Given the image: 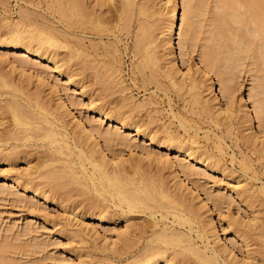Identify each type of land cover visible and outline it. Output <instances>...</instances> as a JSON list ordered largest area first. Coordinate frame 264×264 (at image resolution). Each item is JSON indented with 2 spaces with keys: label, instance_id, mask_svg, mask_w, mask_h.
I'll use <instances>...</instances> for the list:
<instances>
[{
  "label": "bare ground",
  "instance_id": "1",
  "mask_svg": "<svg viewBox=\"0 0 264 264\" xmlns=\"http://www.w3.org/2000/svg\"><path fill=\"white\" fill-rule=\"evenodd\" d=\"M198 1L199 0H183L182 4L185 8L180 17V5L174 0L167 27V36L164 39L166 40L167 45L165 48L168 51V55H174L172 40L174 30L178 25L180 28L179 44L185 54H187L188 41L190 40V42H192L195 39V32L201 34V30H204L199 28V26H204L206 23H202L201 25L200 23L195 24L197 19L195 20L194 17H198V15L205 14L206 12L210 15L208 12L211 11H207V9L210 10V8H208V3L206 4L205 0L199 1L201 5H203V3L206 4L203 5L204 8L201 6L199 9ZM132 2L133 0H50L47 1L46 8L40 0H0V100L2 99L1 96L6 93L10 96L2 106H0L5 110H9L11 113L8 124L5 128L3 127L4 129L0 128L2 129L0 130V160L3 159L13 162L12 160L18 159L20 153H23V150H25H18L21 145H36L42 148V150L39 151L41 155L39 154L40 158H38L39 161L37 160L38 163L36 162V165L31 166L33 163L28 162L26 168H22L23 171H20L22 169H18L15 173H10L8 175L9 171L7 175H4L3 180L7 178L17 184V187H19L18 185H20V187L22 186L24 189L23 191L29 190L34 196H41L40 198L45 201H53L54 192H56L61 185L65 186L68 184V182L73 183L72 186L75 185L74 183L80 184V186L82 185V188L79 189L83 190H79L77 184L73 186V188L78 189L76 194L77 192L82 194L84 189V194L86 195L89 194V192H87L88 190L92 192V194L95 193L96 197L94 196L91 201L88 199V201L86 200L89 195L85 198L82 197L84 200L81 198L83 203L85 202V204H81L83 210L87 206L86 211L90 210V217L96 218L95 221H97V223H110L118 217L126 221L124 229L118 231L115 238L107 239L105 236H102V239L105 237L104 240H108H105L106 245H108V243L111 244L109 247L107 246L104 248H109L111 251L118 250L119 248L122 253L125 251L123 250L124 248L126 250L128 249L127 247L129 246L127 245H129L130 242L134 243L136 240L137 242L141 240L140 238V240L136 239L137 237L140 236L142 238L146 236V234H150V237L148 236L149 241H146L147 245L142 249L143 251H140L141 253L138 252L139 254L136 255L133 250V254L135 255L133 256L134 258L130 257L131 260H129V258L126 259L127 262H123L122 264H182V259L184 255L186 256V251L194 254L199 260V263L201 262L202 264H264V256L259 257L257 255L259 253L261 254L263 249L260 250L261 252L259 249L264 246L260 248L258 246V250L257 247L254 246L256 248L254 249L255 251L253 247H251L252 245L250 246V227H246L244 223L246 222L247 226L252 224H248L246 220H244L245 222L242 224L243 220H241L240 223L238 219H232L234 217L230 216L231 218L229 217L230 219L226 221L228 222L227 227L231 228L232 233L230 235L226 234L225 240L221 241L222 236L219 234L217 225L210 213L213 210L208 204L211 201L215 207H223L224 204L227 203L225 202L226 199L224 198V194L220 195L222 193H219L218 195L216 194V196L211 194L214 197L207 195V199L205 198L206 200L203 201L201 198L200 200L202 203L198 204V202L194 201L196 196L199 197L198 191L195 190L197 186L195 185L194 188L188 186L180 176L181 171L185 175L189 173L193 174L194 172L198 173L192 165L193 163H199L205 168L217 167L222 159L221 155L226 149L224 146L225 136L220 133L216 134L217 131L214 133L216 134V141H214V143L219 151L218 154L211 150V152L208 150L202 151L203 149L200 150L202 147L199 148L198 146V144H200V138L197 136L199 135V130H203L201 129V125L197 124L195 126V123L191 124L190 121H187L188 119H185L180 114L178 115L173 108L171 98L169 99L170 104L168 103V105H170V107L168 106L170 115H168L172 117V120H170L172 123L171 125L175 124L174 119L176 118L179 121V126L183 128L182 130H184V132L182 131L183 133L181 134L179 129L173 132L171 131L173 128L170 129L169 124V127H166L167 125L163 126L162 123V127H165V129L163 128L164 130L162 132L164 134L161 135L160 130L156 129L157 127L155 129L151 127V124H154L157 118H153L151 110H149L147 114L150 118L152 116L153 119L149 117V119L143 118V115L140 116L137 113L140 110V112L143 113L142 109L146 107L147 102L145 103L143 100L138 101L139 99L136 101L135 99L137 97L134 99L133 97L135 96L125 92V90H128V86L123 72L124 66H122L124 61L122 60L123 48L120 47L119 42L122 40L121 33L128 30V27H130L129 22L132 17L131 9L133 8ZM205 6L207 8H205ZM217 6L219 11H217L216 15L215 12L211 14V22L208 23L211 25V29L209 28L210 32L206 35L208 44L206 45L207 48H205L207 50L205 49V51L203 49L200 53L201 62L206 70L200 71V68L197 67L195 75L190 74L189 77L190 87L196 90L194 95L196 99H193V101L195 100L194 102L198 104L197 108L200 116L198 118L204 123L208 121L210 124H213L215 128H218L216 126L221 127V125L224 126L225 124H229L231 120H234L232 119L234 118L232 117L234 115V107H232L234 106V97L236 91L241 86L240 84H242L238 78H241V74L244 71H250L248 73H250L252 83H250L248 88L250 93L249 97L252 98L255 116L257 117L259 126L264 130V0H218ZM205 19L207 20L208 18L206 17ZM234 24L237 25L235 26ZM194 26L198 27L200 30L197 31L198 28L195 29ZM146 33V29L138 33L134 41L135 44H133L134 46L132 45L133 49L131 48L135 57L136 55L141 57L140 59L137 57L139 59L138 63L135 62L137 64L134 63L135 66H137L136 68L144 74L143 77L141 73H139V75L146 81L147 79L145 77L147 74L145 75V68H149L150 66L151 69H149L151 74L148 73V76L150 74V78L154 79L153 81L157 80L156 83H159L161 85L160 87H168L167 82L164 81L165 78L170 79L172 85L177 84V77L180 78L182 73H180L177 66H175L173 61L174 57L168 60V66L162 73L157 72L154 65L156 66L159 64L160 55L158 56V52L156 53L155 49H152L150 46L152 39H147ZM197 34L195 36L198 40L199 35ZM196 39L194 41L197 43ZM124 44L126 45V43ZM128 48L129 47L125 46V49L128 50ZM60 49L63 50L60 51ZM134 56L132 57L134 58ZM218 60L219 62L222 61V65L217 66ZM45 66H48V69H50L52 73L64 74L65 84L75 83V85L78 86L75 90L80 95H84L88 91H93L90 93L88 92L91 103V107L89 106V108L92 113H97L100 117L106 118L109 124L112 126L115 125V129L117 128L116 130L119 128L120 131L124 132L123 136L127 133V138L133 136L136 138V141L139 137V141L141 140L143 143L141 144L142 146L140 145V149H142V147H144L143 149H147L148 146H153L154 149L151 147L153 151H150L151 149L149 148L144 150L147 151L146 154L142 153L135 156L130 154V156L121 157L115 155L117 154L115 153L113 154L114 156L109 157L108 151L112 150V153L114 152V148L112 149L114 141L118 143V141H126L127 138L120 139L122 132L119 134L118 131L116 132L111 128L102 130V124L98 123V125L97 123H93L95 122L92 121L94 119L85 118L86 120H84L82 117L76 116L65 100L64 93L61 91L62 89L56 85L57 83H51L42 74L44 70H48ZM136 68L134 67L131 69L132 74L135 73V75L128 74L131 75L130 77L134 82L136 81L132 77H137ZM211 70L217 73L221 82L222 97L226 100L225 107L221 105V101H218L215 95V97H213L215 99L214 102L217 101L216 103L213 102L214 104L209 97L206 99L203 95L204 99L202 98L203 90H200L201 85L196 73L200 75L201 72L204 71L203 74L204 76L207 75V84L209 85L207 88L212 90L214 88V82L209 75V71ZM147 71L149 72V70ZM15 75H18L19 78L16 79ZM161 77L164 78V80L161 79ZM150 81L153 83L152 80ZM148 82L149 81L143 83L147 85ZM31 83H36L35 89L31 92H26V85ZM144 84L142 85L144 86ZM115 85L119 86L115 87ZM47 86L52 97H55V101H52L50 97L43 94ZM113 87L116 88V90L120 87L119 90L121 93H124V97H122L121 94L117 95L116 93L119 94L120 92H116ZM144 87L146 88V86ZM93 93L96 94L95 97L92 96L95 95ZM112 94H116L118 96L116 98H120L121 96L120 100L112 98ZM154 94H156L155 91ZM107 96L111 97L108 100L104 99ZM150 96L151 95L148 97ZM101 98L104 99L103 102L97 104L96 102L98 101L96 100H101ZM151 99L154 100L156 98ZM125 100L126 102H124ZM94 101L97 105L92 106ZM153 103L158 104V100H154V102L150 100L147 105ZM106 104L108 105L107 107ZM150 109H153V107ZM239 111L243 113V116L241 115L243 121L245 123L247 122L246 130L247 128L251 129V133L249 134L250 137H246L249 140H246L247 142L245 143L249 146L251 145L250 138L252 137V140L255 139L252 118L249 110L241 107ZM66 116L71 117V128L67 121L68 119L66 120L65 118ZM1 123L0 121V124ZM231 124L232 123L228 126L231 127ZM176 125L178 124L176 123ZM177 128L179 127L177 126ZM208 131L210 132L209 129ZM208 131L206 129L205 136L202 135L205 138L207 137V139L209 137ZM13 140H15V142ZM16 141H19V143ZM128 142L129 141H127V143ZM7 143L9 144L10 150L6 148L8 152H5L4 148L8 146ZM125 144L126 143H124V145ZM27 152L26 150L25 153ZM171 153H174L173 157H176V159L172 158ZM28 154L29 153L25 154L27 158L29 156ZM179 157L181 159H179ZM186 161H189V164ZM25 162L27 163V161ZM190 162H192L191 166ZM191 167L194 168V171ZM165 169L169 171L168 174L171 172L170 175L172 176L170 177L175 178L173 185H170L169 177L164 175L165 173L163 171ZM62 180L63 184H59L58 187L59 181ZM64 182H66V184ZM55 185L57 188H55ZM68 185L66 186H71ZM1 187L0 192L2 193L5 185L3 188ZM260 187L262 188L261 190H264V182ZM70 188L72 189V187ZM75 189H73L72 192ZM5 190L8 194L13 191L9 189V192L6 187L4 188V192ZM59 190H61V193L65 192L63 191V187ZM66 191H68V193L65 192L66 196L68 194V197H66L64 193V199H62V201L70 198V189ZM240 191L238 190L236 192L238 193ZM1 193L0 198L2 197ZM92 194L90 193V195ZM3 196H5V194ZM70 199H72V197ZM77 205L75 203L76 207ZM162 208L166 210L163 209L165 211H162ZM157 212L161 217L159 216V218H157ZM71 213L72 209L69 214ZM137 213H145L147 215L149 213L150 218L148 219L150 220L147 219L148 223L146 220H142V222H146V224L141 226L140 224L142 222L137 221L140 223L136 228L135 224L138 223L133 224L131 219L134 218H132V214L135 216ZM170 215L171 221L169 222L171 224L166 222V220H169ZM160 220L161 223L163 220V225L160 224ZM134 222H136V218ZM85 224L88 225V222H85ZM131 225H133L135 229L132 228ZM86 226L85 228H87ZM195 226L196 228L198 227V229L196 230L195 228L197 232H193L198 233L200 239H202L201 241H203V247L196 245V243L192 241L194 237H191L190 232ZM88 227L89 230L94 231L91 233L92 236L95 235V237L99 239L101 234L95 225ZM182 228H187L188 231ZM88 233L86 235H88ZM133 234L134 236L137 234V236L133 238V240L135 239L134 241L131 240L134 236H130ZM95 237H93L94 241ZM84 239L86 240L87 238L84 237ZM226 239L228 242H226ZM120 241H122V243ZM237 242L242 244L240 245L241 247L245 248V255L242 257L237 253ZM38 243L41 244V241ZM38 243L31 246L27 245L28 248L30 247V250H32L30 252H33L35 247H42ZM138 245L140 244L138 243ZM4 246L8 247V245ZM14 246L23 247V245L20 246V244H10V247L14 248ZM134 246L132 244V247ZM177 246L179 248H176ZM249 246L252 248V251L256 252L257 250V252L252 253ZM10 247H3L4 252H7L8 249V251H10ZM121 247L123 248L121 249ZM135 248L137 249V246ZM21 249L25 251V248ZM15 250L17 251L16 248ZM18 250L20 251V249ZM129 250L131 249L129 248ZM34 251L37 252V249ZM124 253H122V255ZM3 255L4 253L1 254L4 263L0 260V264H8V259H5L6 255L5 257Z\"/></svg>",
  "mask_w": 264,
  "mask_h": 264
},
{
  "label": "rangeland",
  "instance_id": "2",
  "mask_svg": "<svg viewBox=\"0 0 264 264\" xmlns=\"http://www.w3.org/2000/svg\"><path fill=\"white\" fill-rule=\"evenodd\" d=\"M40 1L43 3L44 7L47 8V1H50V0H40ZM176 1L180 5V8H181L180 9L181 10L180 11V17H181L182 13L184 11V8H185L184 5L182 4L183 0H176ZM199 1L201 2V0H199ZM199 1H198V8L199 7L201 8V6H202V8H204L203 5H206L208 3L207 5H208V8H210V10L207 9V11H211V12H208L210 14V15H208L207 12L205 11L206 9H205L204 11L206 13L203 11L205 14H200V15L196 14V15H198V17H196V16L194 17L195 20L197 19L195 24L200 23V25H201L202 23H206V25H204V26L202 25L203 27L202 26L200 27L198 25L199 28H202L204 30H201V32H200L201 34H199V33L197 34V32H195L196 31L195 29L198 27L194 26L195 29H193V30H195V31H193V32H195L197 35H199V37L197 36L198 37V40H197L196 36H195L196 34L195 33H194L195 35L193 34L194 38L197 40V43H196V41H194L195 40L194 39L193 40L194 42L192 41L194 43V45H193V43L190 42V40H189L188 41L189 43H187V47H188L187 52H186L187 54H185L183 52V49L181 48V45L179 44V41H180L179 30H180V28L178 25V27L174 30V34H173L174 36H173V40H172L173 46H174V55L170 56V55H168V53H167L168 51L165 48L167 44H166V40H164V39L167 36L166 35L168 32L167 27H168L170 12H171V8H172V5L174 3V0H133V2H132L133 8L131 7L132 8L131 9L132 10V12H131L132 17L130 18V22H129L130 27H128V30H125L121 33V37H122L121 41L122 42L121 41L119 42L120 47L123 48V49L121 48L123 50L122 51V56H123L122 60H124L123 64H122V66H124L123 72H124V75L126 78V84L128 86V90L130 88L129 91L125 90V92L135 96V97H133L134 99L137 97L135 99L136 101H137V99H139L138 101L143 100L145 103L146 102L148 103L150 100L153 102H154V100H158V104H156L157 102L150 104V105H147V103H146V107L144 109H142L143 113L140 112L141 110L137 113L140 116L143 115V118L147 119L149 117L147 113L149 112V110H151L152 111L151 115H153V118L157 117L155 119V122L153 121L154 124L153 123L151 124V127H154V129L157 127L156 129L160 130L161 135L164 134L162 131L165 129V127H162V123H163V126L167 125L166 127L170 126V129L173 128L171 130L173 132L177 129H179L181 131V134L184 132V130H182L183 128H181L179 126V123H178L179 121L176 118L175 119L173 118L175 124L171 125L172 123L170 120H172V117L169 116L170 114H169V110H168L170 107V105H168V103L170 104L169 99L171 98L173 108H174V110H176L178 115L180 114L185 119H188L187 121L188 122L190 121L191 124L195 123L194 124L195 126L197 124L201 125V129H203V130H201L202 132L199 130V135L197 136L200 138V139L198 138L200 141V144H198V146H199V148L202 147V148H200V150H202V149H203L202 151H206V150L210 151L211 150L214 153L218 154L219 151L217 149V146L214 143V141H216V139H215L216 134L220 133V134H223L225 136L224 146L226 147V149L221 155L222 161L220 160V163L218 165L219 167L215 166L214 168H205L203 165H200L199 163H193L192 164V162H190V166L192 164L194 166V168L196 169V172H198V173L194 172L195 174L189 173V174L185 175L181 171L180 176H181V178H183V180L185 181V183H187L188 186H190L192 188H194L195 185L197 186V188L195 187V190L198 191L197 193H199V197L196 196L194 198V201L198 202V204L202 203V201L200 200L201 198L203 201L206 200L207 199L206 197H208L207 195L214 197L213 195L216 196V194L218 195L219 193H222L220 195L224 194V198L227 200V201L225 200V202H227L228 205H227V203H225L226 205L224 204L223 207L217 208L213 205V202H211L210 200H209L210 202L208 204L209 207H211V209L213 210L210 213L212 214V218L214 219V221L217 225V228L219 230V234L222 236L221 241L225 240L226 234L230 235L232 233L231 228L227 227L228 222L226 220L230 219L231 217H234L232 219L236 218V220L238 219L239 222L241 220H243L242 224H243V222H245L244 220H246L248 222V224H250V223L252 224L250 226L249 225L247 226L246 225L247 223L246 222L244 223L246 227H248V228L250 227L249 228L250 229V231H249L250 235L251 236L253 235L252 237L249 235V237H250L249 240L251 239V241H249V242H251L250 246L252 245L251 247H253V250L256 249L255 247H257V250H258L260 247L264 246V245H262V244H264L263 243L264 242V234H263V232H264V190H261L262 188L260 187L264 182V130H262V128L259 126V123L257 121V117L255 116V109H254L252 98L249 97L250 93H249L248 88L250 86V83H252L250 73H248L250 71H248V72L244 71L242 74L240 72L241 78H238V79H240V82H242V84H240L241 86L239 85L240 87L236 91V94L234 97V99H235L234 103H233L234 106H232V107H234V115L235 114L236 115L235 116L233 115L232 117H234V118H232V119H234V120L230 121V123L233 124V125L231 124L232 128L229 127L230 123L225 124L224 126L221 125V127L215 125L216 127H218V128H215L213 126V124H210L208 121H207V123H204L198 118V117H200L199 113H198L199 111L197 108L198 104H197V102L196 103L194 102L195 100L193 101V99H196L194 96L196 93L195 92L196 90L192 89L190 87L191 84H190L189 77H190V74L195 75V71H196L197 67L200 68V71L206 70L205 66L201 62L200 53H201V51H203V49L205 50L207 48L206 45L208 43L206 40V35L209 34L210 29H211V25L208 24L211 22V20H210L211 14H213L215 12V15H216L217 11H219L217 9L218 0H205L206 2L205 1L204 2L206 4L203 3V1H202L203 5H201L199 3ZM205 8H207V7L205 6ZM206 17L208 18L207 20L205 19ZM199 28L197 29V31L200 30ZM143 29H146V32L148 33V34L146 33L147 39L148 38L152 39L150 46L152 47V49H155L156 53L158 52L157 53L158 56L160 55L159 61H158L159 64H157L156 66L154 65V68L157 69V72L162 73V71L165 70V68H167V66H168V63H169L168 60L171 57H174L173 61L175 63V66H177L180 73H182L180 78L177 77V79H178L177 84L172 85L170 79L165 78V80H164V78L161 77V79H163L164 81L167 82L168 87L167 88L165 86L160 87L161 85L159 83H156L157 80L153 81L154 79L150 78V74H151L150 73L151 72L150 66H149L150 69L145 68L146 73L144 72L145 75L147 74L146 77L144 76L147 80L145 81L142 78L144 74H142L139 71V69L136 68L137 66H135V64L138 63V60L141 57H139L138 55H136V57H135L133 50H131V48L133 49V46H134L133 44H135L134 41L136 40L137 34L140 33ZM124 43H126V45ZM195 44H196V46H195ZM125 46L129 47L128 50L125 49ZM124 49H125V53H124ZM61 50H63V49H60V51ZM132 53H133V55H132ZM132 56H134V58ZM137 57H139V59ZM132 59L134 62L132 61ZM248 61H250V60H248ZM135 62H137V63H135ZM217 63H218L217 66L222 65V61L219 62V60H218ZM131 65L137 69L136 70V74H137L136 76L137 77H134V76L132 77L135 79L136 82L132 81V79L130 77L131 75H135V73L132 74L131 69H133L134 67H132ZM45 67H47V69H48V66H45ZM146 67H148V66H146ZM147 70H149V72ZM203 72H201L202 75L201 74L198 75V73H196V75L200 81V85H201L200 90H203L202 91V93H203L202 98H203V95L206 99L209 97V99H212L211 101L213 103L215 100L213 97L217 96L216 99H218V101H221V105L225 107L226 106V100H225V98L222 97V92H221V87H220L221 82L219 80V77L217 76V73L214 70L209 71V75L211 76V78L214 82V88L212 90H210L209 88H207L209 86L207 84L208 83L207 75L204 76ZM51 73H52L51 70L48 69V70H44V72L42 74L44 75L45 78H47V80H49L51 83H54V84L57 83L56 85L60 89H62L61 91H62V93H64L65 100L68 102V104L70 105V107L72 108V111L74 112V114L76 116L82 117L84 120H86L85 118L94 119V120H92V121H95L93 123L102 124V126H101L102 130H108L109 128H111V129L115 130L116 132L118 131V133L121 134L122 131H120L119 128H118V130H116L117 128L115 129V125L112 126L111 124H109V121L106 118L100 117V115H98L97 113H92L91 109L89 108V106L91 107V103L89 100L90 99L89 93L93 92V91H88L89 93L87 92L84 95H80L75 90V88L76 89L78 88V86H76L75 83L65 84V79H64L65 75L64 74L53 72L51 75ZM139 73L142 74L141 75L142 77L139 75ZM148 73H150L149 76H148ZM128 74H131V75H128ZM15 76H16V79L19 78L18 75H15ZM148 77L150 78V80L153 81V83L149 80ZM147 81H149L147 85L143 83V82L147 83ZM202 81H203V83H202ZM142 84H144V86H146V88ZM139 85H141V86H139ZM26 86L27 87L25 88V91L31 92L35 89L36 83H31V84L26 85ZM117 86H119V85H115V87H117ZM156 86H158V87H156ZM118 88L120 89V87H118ZM119 89H117V90H119ZM114 90H116V88H114ZM117 90H116V92H120V93L119 94L116 93V94L117 95L121 94V96L124 97L123 96L124 93L122 92L123 93L122 94L120 90L119 91H117ZM153 90L156 92L157 95L154 94ZM152 91H153V94H152ZM95 93L97 94L96 91H95ZM95 93H93V94H95ZM43 94L44 95L46 94L45 96H48L52 99V101H55V97L54 98L52 97L51 93L49 92L48 86L45 87ZM96 94L92 95V96L95 97ZM113 94L111 95V96H113L112 98L118 97L116 94L115 95H113ZM149 95H151V96L148 97ZM121 96H120V98H121ZM1 97H2V99L0 100V105L2 106V104L10 96L7 95V93H6ZM110 97L107 96L104 99L108 100ZM120 98H116V99L120 100ZM142 98H144V99H142ZM151 98H156V99L152 100ZM104 99L103 98H101V100L97 99L96 101H98V102H96V103L98 104L99 102H103ZM145 100H147V101H145ZM216 101L214 103H216ZM124 102H126V100ZM94 103H95V101H94ZM94 103L92 104V106L97 105L96 103L95 104ZM244 105L246 106V108ZM107 106L108 105L106 104V107ZM154 106H155V112H154ZM240 106L243 107L244 109L249 110V113L251 115L252 122H253V129L255 132L254 138L255 139L252 140L251 139L252 137L250 138L251 145H249V146H247L245 143L249 140L248 138L250 137L249 134L251 133V129L247 128V130H246V127H247L246 123L247 122L245 123L243 121V119L241 118V115L243 113H241V111H239L241 108ZM152 107H153V109H150ZM1 108H0V121L2 122L1 123L2 125L0 124V126H2V127H0V128L4 129L10 120L11 113L9 112V110H5L3 107H1ZM165 108H166V110H165ZM159 109H160V111H159ZM235 109H237V110H235ZM65 118H66V120L68 119L67 121H68L69 126L71 128V125H72V122H70L71 117L66 116ZM153 118L151 116L150 119H153ZM234 122H235V124H234ZM241 122H242V124H241ZM176 123L178 125H176ZM168 124H169V126H168ZM177 126L179 128H177ZM2 129H0V130H2ZM206 129H207V131H208V129L210 130V132L208 131L209 132L208 139H207V137L206 138L204 137ZM203 131H204V133H203ZM221 131H222V133H221ZM215 132H216V134H214ZM123 133L124 132H122V136L120 135V139H126L128 137L127 133L124 135L125 137L123 136ZM247 134H248V136H247ZM202 135H204V136H202ZM244 135H245V138H244ZM121 137H123V138H121ZM246 137H248V138H246ZM140 139H141V137H140ZM13 141L15 142V140H13ZM116 141H117V139H116ZM127 141H129V142L127 143ZM16 142L19 143V141H16ZM122 142L118 141V143H117L114 141V143L112 144L113 147L111 146L112 149L114 148L113 149L114 152L112 153V150H109L108 151V155H110L109 157L114 156L113 154H115V153H117L115 155H117V156L119 155L121 157L130 156V154L135 156V155H139L142 153L146 154L147 151H144V150H147L149 148L151 149V147L154 149L153 146H148L147 149H143L144 147H142V149H140V147L142 146L141 144H143V143L141 140L139 141V137H138L137 141H136V138L133 136L127 138L126 141H124V143H126L127 146H126V144L124 145V143L122 144ZM137 143L139 144V146ZM203 147L205 148V150ZM6 148L9 149V144L7 147L4 148L5 152L6 151L8 152V150ZM4 149H3V151H4ZM20 149H21V151H22V149H25V150H23V153L20 151L21 152V153L19 152L20 157L18 159L16 158L15 160H12L13 162L3 160V159L0 160V187L2 185L1 188H3L5 185V187L8 188L9 192H10L9 189L13 190V191L11 190L12 193L15 192L13 194L11 192H10V194H8V192L6 190L4 192L5 187L3 188V192H4L5 196H3L4 195L3 192L2 193L0 192L1 196H2L0 198V249H1L0 260L3 263H4V261H3V257H1V254L4 253L3 256L5 257V255H6L5 259H8V261H9L8 264L9 263L11 264L12 261H13L12 264H122L123 262H127L126 259H128V258H129V260H131L130 257L135 256L134 254L137 255V254H139L138 252L143 251L142 249H144L145 246L147 245L146 241H149L148 238L150 237V234H146V236H144L142 238L140 236L137 237L136 239H139V238L141 239V240L139 239L140 241H138V242L136 240L137 243L134 241L135 239L133 240V238H135V236H137V234L135 236H134V234L130 235V236H134V237H132V239L131 238L130 239L132 241H134L135 246H134V243L130 242L129 245H127V246H129V247H127L128 251L125 248L123 249L126 251V252L125 251L124 252L127 255L124 252H122V253H124L122 255L121 250H119V248H118V250L116 249L117 252H116V250H112L113 251L112 252L109 248H104L107 246L109 247L111 245L108 242H107L108 245H106L105 244L106 239L104 240V238L105 237L107 239L115 238L116 237L115 235L117 234V232L124 229V226H125L124 224H126L125 223L126 221H125V219L123 220V219H121V217L120 218L118 217L116 220H114L113 222H110V223L109 222L97 223V221H95L96 218L89 216L90 210L86 211L87 206H86V208H84L85 212H84L83 206H82L83 204H85V202L83 203L82 199L84 200V198L89 195L88 198H86V200L88 199L91 201L94 196L96 197V194L93 193L94 194L93 195L92 192H90L89 190L87 191V189H86V191L89 192V194L86 195V194H84V192H85V189H84V191H82L83 193L81 191H79L82 194L77 192V194H80V195H77L76 191L79 188H82V185L80 186V184L74 183L75 185L77 184V188H78V189L77 188L75 189V188H73V186H75V185L72 186L73 183H69L68 180H66V178H65V180L68 182L69 185L66 184V182H64V183L68 186L71 185L70 187H72V189L70 187H67L66 185H65L66 187L63 185H61L59 187V184H61L63 182V180L59 181L58 187H59V189H61V187H63V191H65L66 193H68V191H66V190L70 189L69 193H71V195L69 194L70 195L69 197L70 198L72 197V199L67 198L68 200L62 201V199H64L63 195L65 192H62L63 193L62 194L60 192L61 190L57 189L56 192H58V193L54 192L53 201H45L42 198H40L41 196L40 197L34 196L33 193H31V191H29V190L23 191L24 189L22 188V186L20 187V185H18L19 187H17V184L12 182L11 180H9L7 178L5 180H3L4 175H7V173L9 171L10 172L8 173V175L10 173H15L16 170H18V169L20 170L24 167L26 168V166L28 165V162L33 163V164H31V166L36 165L38 158H40L39 154L41 155V153H39V151L42 150V148H40L39 146L37 147L36 145L35 146L21 145V146H19L18 150H20ZM153 149H151L150 151H153ZM26 150L28 151L27 153H29L28 158H27V155L25 156V154H27V153H25ZM115 150H116V152H115ZM173 155H174V153H171L172 158L176 159V157H173ZM23 156L26 158H24ZM163 156H165V155H163ZM21 158H22V160H21ZM243 158H244V160H243ZM179 159H181V158L179 157ZM8 160H10V159H8ZM240 160H242L243 162ZM25 161H27V163ZM244 161L247 163H245ZM184 162H185V160H184ZM187 163L189 164V161ZM12 166H13V168H12ZM246 167H248V168H246ZM192 168L193 167H191V169ZM194 168L192 169L193 171H194ZM166 170L167 169H165L163 171L165 173L164 175L166 177H169L168 178L169 183H170V185H173V183L175 182V180H174L175 178L170 177V176H172V175H170L171 172L168 174L169 171H166ZM20 171H23V169ZM24 172H25V169H24ZM199 172H201V173H199ZM43 180H45V179H43ZM56 181H54V182H56ZM52 184H53V182H52ZM55 188H57V186ZM73 189H75V190L72 192ZM235 189H237V190H235ZM240 189H241V191H240ZM79 190H83V189H79ZM238 190L241 193L240 192L237 193L236 191H238ZM6 192H7V195H6ZM66 193H65V196H66ZM90 193L92 195H90ZM211 194H213V195H211ZM81 195H84V196H81ZM237 195H238V197H237ZM66 197H68V194ZM82 197H84V198H82ZM75 203H76V205L78 204L77 207L75 206ZM79 203H80V205H79ZM86 204H87V202H86ZM73 208H74V212H73ZM81 208H82V210H81ZM71 209H72V213L69 214ZM116 209H119V208H116ZM163 209H165V208H162V211L166 210V209L165 210H163ZM76 211H78V212H76ZM80 211H81V215L83 214L84 216L82 215V217H81ZM67 212H69V213H67ZM139 214L140 213H137V214H135V216H134V214H132V218L134 217L133 218L134 220L131 219L132 223L133 224L138 223L137 221L142 222V220L143 221L146 220V222L148 223L147 219L150 218L149 213H148V215L145 213H141L142 215L140 214V216H139ZM143 214H145L146 216ZM74 215H76L77 217ZM136 215H137V217H136ZM156 215L158 216L157 218H159L160 215L158 212ZM254 217H256V218H254ZM135 218H136V222H134ZM148 220H150V219H148ZM169 221H171V215L169 217V220H166V222L170 223ZM85 222L86 223L88 222V225L85 224ZM146 222H144V223L142 222L140 224V226L146 224ZM139 223L135 224L136 226L135 225L134 226L137 228ZM160 224L163 225V220H162V223L160 220ZM91 225H95V227L97 228V230L101 234L99 239L96 238L95 235L92 236L91 233H93L94 231L89 230V227H88ZM85 226L87 228H85ZM131 227L135 229V227H133V225H131ZM81 228H83V229H81ZM195 228H196V226L190 232L191 237H194V238H192V241L195 242L196 245H198V246L200 245L203 247V245H202L203 241H201L202 239H200L198 233H195V232H197V231H195ZM182 229L183 230L186 229V231H188L187 228H182ZM197 229H198V227L196 228V230ZM252 229H254V230H252ZM27 231H28V233H27ZM193 231H195V232H193ZM88 232H90V233H88ZM87 233H88V235L91 234V235H89L90 238L88 235H86ZM91 236H92V238H91ZM102 236H105V237H103V239H102ZM84 237L87 238L86 239L87 241L84 239ZM93 237H95V241H94ZM127 237H125V238H127ZM228 237H230V236H228ZM37 240H38V242L41 241V244L38 243ZM106 241H108V240H106ZM142 241H143V243H142ZM120 242L122 243V241H120ZM226 242H228L227 239H226ZM239 242H237L238 244L236 243V249H237L238 255H240V257H242L245 255V252H244L245 248L241 247L240 245H242V244H240ZM11 243L13 245H18V244H20V246L23 245V247H21V248H23V249L25 248V251L22 250L19 246H16V247L14 246V248L10 247ZM29 243H30V245H29ZM35 243L36 244L38 243L42 247L40 248L39 245H38L39 248L33 247L34 248L33 252H30L32 250H30V247L28 248V246L35 245ZM138 243L141 246L138 245ZM254 243H255V245H254ZM130 244H131V246H130ZM132 244L134 247H132ZM4 245H8V247L11 248L10 251H12V249H13V251L10 252V251H8L9 249L8 250L6 249L7 252H4V248H8ZM119 246H121V245H119ZM136 246H137V249L135 248ZM250 246H249V248H250ZM258 246H259V248H258ZM15 248L17 249V251L15 250ZM122 248L123 247H121V249ZM129 248L131 250H129ZM176 248H179V247L177 246ZM18 249H20V251ZM31 249H32V247H31ZM36 249H37V252L34 251ZM262 249L264 250V247L260 248L259 251ZM133 250L135 251L134 254H133ZM257 250H256V252H257ZM263 250H262L263 253L260 251L261 254H263V255H261L260 253L257 254L259 257L264 256ZM250 251L253 253L255 250L252 251V248H250ZM188 252L186 251V256L184 255V257L182 259V261H183L182 264H202L201 262L199 263V260L196 258V256L194 254H192L191 252H189V253ZM256 252H254V253H256ZM9 253H10V255H9ZM130 255H132V256H130ZM125 256H127V257H125ZM1 261H0V263H1ZM5 264H7V263H5Z\"/></svg>",
  "mask_w": 264,
  "mask_h": 264
}]
</instances>
